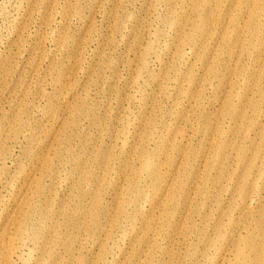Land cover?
I'll use <instances>...</instances> for the list:
<instances>
[{"label": "bare ground", "instance_id": "1", "mask_svg": "<svg viewBox=\"0 0 264 264\" xmlns=\"http://www.w3.org/2000/svg\"><path fill=\"white\" fill-rule=\"evenodd\" d=\"M162 1L164 16L154 7L161 28L155 27L141 59L159 62L163 51L174 64L160 75L157 94L173 104L171 111L159 108L157 96L149 104L141 95L140 115L128 125L139 146L125 149L121 173L110 177L109 151L95 176L84 168L94 160L78 156L70 164L72 205L53 209L51 186L42 177L55 180L51 156L63 160V144L70 154L69 136L62 137L74 121L48 107L57 131L47 136L46 151L35 158V172L20 187L6 222L0 218V264L24 247L19 259H31L28 244L49 237L86 235L88 229L107 236L102 221L110 228L126 224L119 237L129 249L120 253L126 264H264V0H181L180 7V0ZM58 77L61 83L71 79L62 72ZM110 178L114 192L126 184L119 193L125 196L101 212L100 188ZM56 213L76 221L68 220L62 233L50 218ZM103 243L99 253L110 255Z\"/></svg>", "mask_w": 264, "mask_h": 264}, {"label": "rangeland", "instance_id": "2", "mask_svg": "<svg viewBox=\"0 0 264 264\" xmlns=\"http://www.w3.org/2000/svg\"><path fill=\"white\" fill-rule=\"evenodd\" d=\"M162 2L0 0V218L3 222L13 210V201L22 194L20 187L33 176L35 158L45 153L47 136L57 131L51 124L48 107L55 109L60 119L74 121V126L62 137L69 136L70 154L66 157L69 146L63 144L60 152L65 160L51 156L55 180L50 183L47 175L42 177L44 185L51 186L53 209L61 204L72 205L70 164L78 156L82 162L88 157L94 160L84 168L95 176L98 163L101 165L109 151L110 177L113 179L121 173L120 162L126 160L123 152L135 143L139 146L128 125L140 115L141 95L149 104L157 96L159 108L164 113L171 111L173 104L157 94L163 77L160 75L167 70L171 72L174 64L163 51L159 62L152 57L147 63L141 59L154 40L155 27L161 28L160 22L156 23L154 7H159V16H164ZM180 5L181 0L177 7ZM59 38H63L62 46L56 44ZM59 72L63 78L71 76V79L61 83ZM67 112L75 117L70 118ZM93 119L98 123L92 122ZM149 146L145 147L154 148L152 144ZM111 178L100 188L101 212L114 207L125 196L119 193L126 189V184H119V190L114 192ZM96 186L92 182L91 189L94 191ZM87 191L88 188L82 191L83 195ZM127 214L134 215L132 211ZM50 218L58 223L62 233L68 220L76 221L74 216L68 218L61 213ZM124 226L122 223L121 228H110L102 221L107 236L102 231L88 229L86 235L39 240L27 246L31 259H19L27 253L24 247L16 255H10L9 264H123L127 256H121V251L129 252L126 242L119 238ZM102 242H106L103 244L110 255L99 253ZM129 247L132 249V245Z\"/></svg>", "mask_w": 264, "mask_h": 264}]
</instances>
